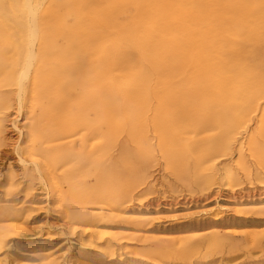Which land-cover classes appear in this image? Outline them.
Here are the masks:
<instances>
[{
	"label": "bare ground",
	"instance_id": "obj_1",
	"mask_svg": "<svg viewBox=\"0 0 264 264\" xmlns=\"http://www.w3.org/2000/svg\"><path fill=\"white\" fill-rule=\"evenodd\" d=\"M257 1L238 2L237 9L223 15L218 0H47L38 8L33 0H0V81L11 83L17 72L4 67L6 42L18 50L13 63L25 62L26 71L34 69V84L40 83L28 114L16 116L13 127L22 132L23 121L36 111L33 128L40 140L54 141L62 133L80 129L108 137L107 142L92 144L85 161L71 156L62 187L70 204L85 205L97 188L105 192L122 185L115 167L98 166L109 135L123 128L122 113L137 130L151 114L150 126L158 134L163 155L180 178L211 180L212 175H206L211 153L196 152L195 142L181 143L177 134L186 133L183 126L189 121L200 129L213 113L243 119L258 108L257 101L264 98V28L263 34L254 33L253 23L249 24L251 11L259 10ZM124 8H128L126 19ZM127 43L132 48L124 47ZM92 57L97 59L94 68ZM258 111L264 115V107ZM50 116H56V121L45 125ZM175 126L177 131L169 135ZM140 143L137 157L143 159L151 152L143 140ZM256 145L255 156L264 168V154ZM46 158L58 162L64 157ZM122 161L129 164L128 157ZM94 170L99 173L93 176V185L85 187L82 177ZM101 197L100 202L108 204ZM259 208L263 210L264 203ZM131 213V220L146 224L151 220L146 213ZM94 230L101 233L97 227ZM263 237L264 231L255 232L252 241ZM202 241L195 236L183 238L182 261L199 254ZM158 247L143 253V259H163L169 249Z\"/></svg>",
	"mask_w": 264,
	"mask_h": 264
},
{
	"label": "rangeland",
	"instance_id": "obj_2",
	"mask_svg": "<svg viewBox=\"0 0 264 264\" xmlns=\"http://www.w3.org/2000/svg\"><path fill=\"white\" fill-rule=\"evenodd\" d=\"M46 1L33 0V4L38 8ZM245 1L249 0H218L217 6L229 15L238 2ZM257 2L259 10L249 14L254 33L264 28V0ZM128 8L123 9L124 19ZM62 32L67 34L68 29ZM124 47L132 48L128 43ZM3 49L4 67L17 72L11 83L0 81V130L6 138L0 132V264H264V237L252 241L253 233L264 231V209L259 208L264 203V168L254 148L257 144L264 154V115L258 111L264 107V98L243 119L213 113L200 129L185 121L186 133L177 134L179 141L195 142L196 152L211 153L206 175L212 177L206 183L203 176L196 182L182 179L170 168L158 134L150 126L151 114L142 120V130H137L122 113L123 128L109 135L107 151L98 162L99 167H115L122 185L105 192L97 188L89 203L74 205L62 188L71 156L85 161L92 144L107 142L108 137L80 129L62 133L54 141L40 140L33 128L36 111L23 121L19 133L11 123L16 116L28 114L40 83L34 84V69L26 71L25 62L13 63L18 53L14 44L5 42ZM89 61L92 68L97 65L95 57ZM69 94L73 98L74 90ZM49 118L45 125L56 121V116ZM174 131L177 126L169 135ZM141 140L151 152L143 159L137 157ZM46 156L64 158L53 162ZM123 157H128V165ZM91 172L82 177L85 187L93 185L99 170ZM101 196L108 204L100 202ZM134 210L148 214L150 222L131 220ZM96 227L101 233L94 232ZM191 236L203 240L202 250L182 261L181 240ZM210 245L215 247L208 252ZM158 246L169 249L163 259H143Z\"/></svg>",
	"mask_w": 264,
	"mask_h": 264
}]
</instances>
